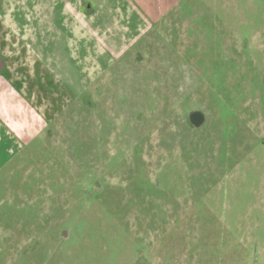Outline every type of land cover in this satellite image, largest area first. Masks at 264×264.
Here are the masks:
<instances>
[{"label":"rangeland","instance_id":"1","mask_svg":"<svg viewBox=\"0 0 264 264\" xmlns=\"http://www.w3.org/2000/svg\"><path fill=\"white\" fill-rule=\"evenodd\" d=\"M0 58V264H264V0H0Z\"/></svg>","mask_w":264,"mask_h":264},{"label":"crops","instance_id":"2","mask_svg":"<svg viewBox=\"0 0 264 264\" xmlns=\"http://www.w3.org/2000/svg\"><path fill=\"white\" fill-rule=\"evenodd\" d=\"M0 75H3L6 72V65L3 62V59L0 58ZM2 77V76H0ZM3 79L5 81L8 82L7 78L5 76H3ZM9 85V82H8ZM20 84H18V86L16 84H12V88L17 91V89H23L21 86H19ZM10 86V87H11ZM7 88L4 86H2V90H7ZM10 93H8L9 95ZM20 94V93H18ZM8 104V103H7ZM8 111V110H7ZM11 113H8V117L5 114L0 115V147H2V145L4 146H8L9 144H14L15 142H26V143H30L32 141L33 138H35L36 136L39 135L40 131H36V130H26V129H22L19 131H16L15 129L12 128V125L15 123H12L11 121H13L15 119V117L17 116V114L15 115V117H12ZM8 128V130L4 129ZM13 134V135H12ZM8 153H12L11 148L9 147V152Z\"/></svg>","mask_w":264,"mask_h":264},{"label":"water","instance_id":"3","mask_svg":"<svg viewBox=\"0 0 264 264\" xmlns=\"http://www.w3.org/2000/svg\"><path fill=\"white\" fill-rule=\"evenodd\" d=\"M189 120L194 127L200 128L206 122V115L200 110L190 111Z\"/></svg>","mask_w":264,"mask_h":264},{"label":"flooded vegetation","instance_id":"4","mask_svg":"<svg viewBox=\"0 0 264 264\" xmlns=\"http://www.w3.org/2000/svg\"><path fill=\"white\" fill-rule=\"evenodd\" d=\"M84 6V8L86 9V11H88L89 12V9L91 8V7H93L92 6V4L89 2V1H87V2H85V4L83 5ZM35 85H37L38 87H40L39 85H40V82H38V83H36L35 82ZM68 229H66V228H64L63 230H62V232L61 233H63V235L65 236V237H68V235H69V230L67 231ZM60 233V234H61Z\"/></svg>","mask_w":264,"mask_h":264}]
</instances>
